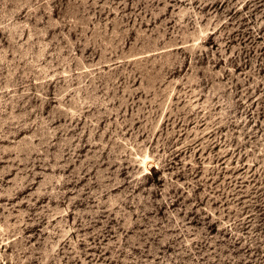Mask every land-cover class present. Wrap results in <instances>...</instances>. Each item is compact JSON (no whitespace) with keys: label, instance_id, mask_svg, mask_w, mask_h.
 <instances>
[{"label":"rangeland","instance_id":"rangeland-1","mask_svg":"<svg viewBox=\"0 0 264 264\" xmlns=\"http://www.w3.org/2000/svg\"><path fill=\"white\" fill-rule=\"evenodd\" d=\"M0 264H264V0H0Z\"/></svg>","mask_w":264,"mask_h":264}]
</instances>
